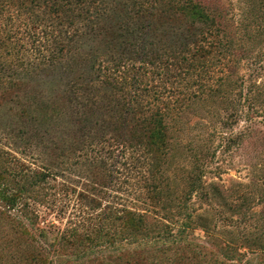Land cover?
Wrapping results in <instances>:
<instances>
[{
	"label": "trees",
	"instance_id": "16d2710c",
	"mask_svg": "<svg viewBox=\"0 0 264 264\" xmlns=\"http://www.w3.org/2000/svg\"><path fill=\"white\" fill-rule=\"evenodd\" d=\"M240 3L0 0V264H264V236L196 206L237 200L205 181L210 144L264 117V0Z\"/></svg>",
	"mask_w": 264,
	"mask_h": 264
},
{
	"label": "rangeland",
	"instance_id": "374dc122",
	"mask_svg": "<svg viewBox=\"0 0 264 264\" xmlns=\"http://www.w3.org/2000/svg\"><path fill=\"white\" fill-rule=\"evenodd\" d=\"M230 3L232 4L230 8L234 9L233 13L240 12V0H230ZM204 115L207 117L208 122H204L202 127L206 129V135L208 136L211 133L214 121L210 114L205 112ZM197 117V115L194 117L191 114L186 117L185 122H190L191 126L196 125V130L183 136V143L189 141L191 137L196 136L200 131L199 126L201 125L196 124ZM247 126V124L242 122L241 125L236 126L229 133L225 132L222 135L217 134L213 137L209 152L213 153L210 155H214V158L206 159V162H209L205 176L206 183H216L223 187V190L229 192L230 195L233 192H237L234 194V197H238L234 203L232 202V198L230 200L220 199L218 203L212 206L208 204L201 206V203L197 201V213H204L210 217L208 220L209 232L215 233L221 239H239L243 235L252 237L264 236V117L255 118L250 123V126ZM233 135L238 136L237 140L230 143V138ZM5 137L6 134L0 127V145L8 147V141ZM228 145L232 146L227 148L226 146ZM175 161H178L177 164L186 165L190 159H175ZM243 194L253 195L254 198L251 201L243 200L241 196ZM57 205V208L60 210L58 213L61 210L65 211L64 213L62 212L61 216L63 217V222L59 223L63 227L67 219L76 213L78 207L74 206V199L72 198L70 204L67 206L60 200L57 202ZM63 207H66V209ZM43 210L46 213L43 214L42 212V215L46 216L47 221L55 219L54 211L50 212L45 208ZM194 234L197 239L195 240L189 236L184 237L182 240L184 245L198 246L197 243H203L207 247L209 246L206 242L205 233L202 230H198ZM135 248V250L130 251L131 256H133L132 258L140 255L141 260L153 258V253L152 256L148 254L153 250L151 247L141 245V247ZM191 252H193V248ZM113 259L116 261L118 258L113 257ZM116 263L119 262L116 261ZM232 264L243 263L234 261Z\"/></svg>",
	"mask_w": 264,
	"mask_h": 264
}]
</instances>
